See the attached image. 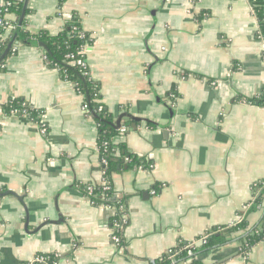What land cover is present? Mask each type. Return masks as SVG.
<instances>
[{
    "label": "crops",
    "instance_id": "1",
    "mask_svg": "<svg viewBox=\"0 0 264 264\" xmlns=\"http://www.w3.org/2000/svg\"><path fill=\"white\" fill-rule=\"evenodd\" d=\"M26 7L32 33L56 35L80 17L92 40L84 61L125 128L111 142L149 164L123 158L106 185L82 95L40 46L16 44L0 72V105L22 98L41 120L0 112V190L14 194L0 195V264L40 254L58 264H156L179 243L203 246L202 237L240 221L244 231L192 250L186 263L264 264V240L241 250L264 220V199L251 208L264 183V104L251 100L264 96V40L251 0ZM100 185L120 207L103 194L94 203L87 187Z\"/></svg>",
    "mask_w": 264,
    "mask_h": 264
},
{
    "label": "trees",
    "instance_id": "2",
    "mask_svg": "<svg viewBox=\"0 0 264 264\" xmlns=\"http://www.w3.org/2000/svg\"><path fill=\"white\" fill-rule=\"evenodd\" d=\"M8 3L7 6H0V17L8 16L9 14L14 16V19L10 20L6 18V22L14 26V30L8 32L4 26H0V57L7 49L10 42H13L8 49L6 56L0 61V72L3 69L5 59L14 52L16 44L22 45H34L43 44L40 46L45 51V62L48 67L57 69L63 79L72 82L75 85L77 91L83 97V103L86 105L87 114L97 124V145L100 161L106 160V165L102 164L104 171L105 184L110 185V175L112 172H116L121 166L123 158H128L127 165L131 167H147L149 163L141 160L135 154L128 151L125 144L114 145L111 142V138L118 133L121 126H117V121L113 115L108 111L106 106L101 101V94L99 91V84L91 78L89 69L85 63V55L80 53L81 46L85 43H91V37L81 25L80 17L77 14L67 20L62 30L56 35H49L45 31H39L32 33L28 31L26 26V0H2ZM62 2L63 0H59ZM253 5V14L256 18L258 25L259 36L264 40V0H251ZM85 64V65H84ZM260 104H264V96H257L251 99ZM4 114H10L12 110L16 111V114L26 115L31 120L39 121V110L34 109L25 103L22 98H14L9 100L5 105H0ZM105 185V186H106ZM260 190L257 197L252 204L251 208L256 204H260L264 199V183L258 185ZM110 189L104 190V186H96L93 189V195L91 199L94 203H98L100 199L99 194H103L108 203H116V206L120 207V201L113 200ZM4 190H0V195ZM97 193L96 196L94 194ZM250 208V209H251ZM245 223L240 221L230 227L224 228L223 234L230 235L232 233L244 231ZM222 233L218 236L212 234L207 238L206 243L203 246H190V250H201L210 247L215 243H220L224 239ZM264 240V220L253 231L246 234L242 240V251L248 250L256 242ZM189 244L179 243L176 247L172 248L169 253L164 254L156 264H170L168 256L176 254L174 257L175 264H185L188 256L190 255L185 248ZM40 256L46 257L47 263L41 262H29L27 264H52L56 261L57 257L54 254H40ZM189 264H202L198 260H193Z\"/></svg>",
    "mask_w": 264,
    "mask_h": 264
},
{
    "label": "built area",
    "instance_id": "3",
    "mask_svg": "<svg viewBox=\"0 0 264 264\" xmlns=\"http://www.w3.org/2000/svg\"><path fill=\"white\" fill-rule=\"evenodd\" d=\"M7 5H8V3H6V2L0 0V6H7ZM252 7H253V5H252ZM6 15H7V14H5L4 18H3V16L0 17V26H4V28H5L8 32H11V31L14 30L15 27L12 26V25H10L8 22H6V20H5V19L7 18ZM258 36H259V33H258ZM90 37H91V36H90ZM259 37H260V36H259ZM260 38L263 39L262 37H260ZM15 48H16V47H15ZM15 48H14L13 50H16ZM86 48H87V43H85V44H83V45L81 46L80 53L84 55V54H85V50H86ZM44 58H45V56H44ZM84 65H85V64H84ZM212 84L215 85L216 82H212ZM83 107L86 109V105H85L84 103H83ZM1 111H2V109H1V106H0V112H1ZM10 114H16V111L12 110ZM40 120H41V113H40V115H39V121H40ZM41 130H42L43 132L45 131L44 124H42V129H41ZM119 131L123 133V132L125 131V128H124V127H120V130H119ZM101 163L104 164V165L107 164L105 159H102ZM103 174H104V171H103ZM93 189H94L93 186H88V187H87V193H88L90 196L93 195ZM106 189H109V187H108V186H104V190H106ZM151 193H152V194H156V193H157V189H152V190H151ZM115 224L118 225V222L115 221ZM207 238H208V236H204V237H202V238L200 239L201 243H202V244L206 243ZM112 239H113V241H114L116 244H120V240H121V239H120V236H119V235L114 234V235L112 236ZM190 246H191V244L185 246V248L187 249V251H188L189 254H191V252H192V251L189 249ZM170 251H171V250H169L167 253H169ZM54 255H55V254H54ZM175 255H176V254H172V255H169V256H168V260H169L170 264H175V260H174ZM55 256L58 257V255H55ZM33 261H35V262H41V263H47V259H46V257L40 256V255L36 256V257L34 258ZM52 264H58L57 259H56V261H54ZM185 264H189V263H185Z\"/></svg>",
    "mask_w": 264,
    "mask_h": 264
},
{
    "label": "water",
    "instance_id": "4",
    "mask_svg": "<svg viewBox=\"0 0 264 264\" xmlns=\"http://www.w3.org/2000/svg\"><path fill=\"white\" fill-rule=\"evenodd\" d=\"M13 42H10L7 46V49L5 50V52L2 54V56L0 57V61L6 56L7 54V51L8 49L11 47ZM39 46H43V44H38ZM34 46H37L36 44H34ZM117 126L119 127L120 126V118H117ZM6 194H12L14 195L12 192H5L3 195H6ZM2 195V194H1Z\"/></svg>",
    "mask_w": 264,
    "mask_h": 264
}]
</instances>
